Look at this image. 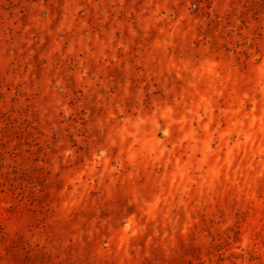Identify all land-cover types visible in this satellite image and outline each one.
Here are the masks:
<instances>
[{"label": "rangeland", "instance_id": "374dc122", "mask_svg": "<svg viewBox=\"0 0 264 264\" xmlns=\"http://www.w3.org/2000/svg\"><path fill=\"white\" fill-rule=\"evenodd\" d=\"M0 264H264V0H0Z\"/></svg>", "mask_w": 264, "mask_h": 264}, {"label": "clouds", "instance_id": "9594fccd", "mask_svg": "<svg viewBox=\"0 0 264 264\" xmlns=\"http://www.w3.org/2000/svg\"><path fill=\"white\" fill-rule=\"evenodd\" d=\"M146 103H147V100H146Z\"/></svg>", "mask_w": 264, "mask_h": 264}]
</instances>
